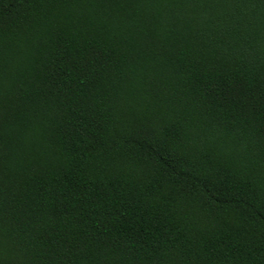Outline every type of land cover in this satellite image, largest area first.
<instances>
[{
	"label": "trees",
	"instance_id": "trees-1",
	"mask_svg": "<svg viewBox=\"0 0 264 264\" xmlns=\"http://www.w3.org/2000/svg\"><path fill=\"white\" fill-rule=\"evenodd\" d=\"M0 264H264V0H0Z\"/></svg>",
	"mask_w": 264,
	"mask_h": 264
}]
</instances>
